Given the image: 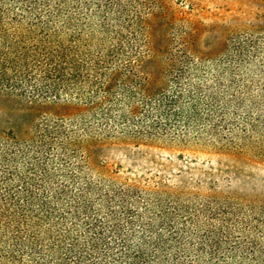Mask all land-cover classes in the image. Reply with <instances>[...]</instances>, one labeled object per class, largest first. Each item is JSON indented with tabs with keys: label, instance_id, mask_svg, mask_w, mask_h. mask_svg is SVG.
Instances as JSON below:
<instances>
[{
	"label": "trees",
	"instance_id": "16d2710c",
	"mask_svg": "<svg viewBox=\"0 0 264 264\" xmlns=\"http://www.w3.org/2000/svg\"><path fill=\"white\" fill-rule=\"evenodd\" d=\"M0 99L17 104L0 129V264H264V201L122 180L100 159L117 141L264 160V18L0 0Z\"/></svg>",
	"mask_w": 264,
	"mask_h": 264
},
{
	"label": "rangeland",
	"instance_id": "374dc122",
	"mask_svg": "<svg viewBox=\"0 0 264 264\" xmlns=\"http://www.w3.org/2000/svg\"><path fill=\"white\" fill-rule=\"evenodd\" d=\"M171 13L210 28L264 18L260 0H167ZM213 37L202 36L209 42ZM213 40V39H212ZM204 42V43H205ZM16 102L0 99V129L16 118ZM103 165L122 180L201 197L232 196L264 201V160L217 153L209 146L139 147L117 141L102 149Z\"/></svg>",
	"mask_w": 264,
	"mask_h": 264
}]
</instances>
